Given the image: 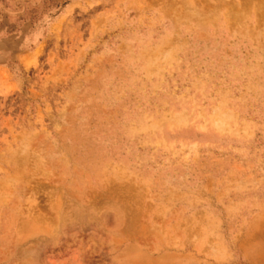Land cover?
I'll return each mask as SVG.
<instances>
[{"label":"rangeland","instance_id":"374dc122","mask_svg":"<svg viewBox=\"0 0 264 264\" xmlns=\"http://www.w3.org/2000/svg\"><path fill=\"white\" fill-rule=\"evenodd\" d=\"M0 264H264V0H0Z\"/></svg>","mask_w":264,"mask_h":264}]
</instances>
